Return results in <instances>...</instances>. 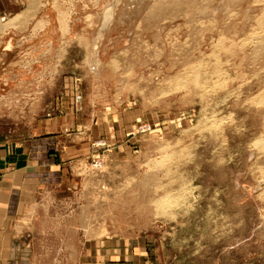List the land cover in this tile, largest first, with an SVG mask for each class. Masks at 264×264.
<instances>
[{"label": "rangeland", "instance_id": "rangeland-1", "mask_svg": "<svg viewBox=\"0 0 264 264\" xmlns=\"http://www.w3.org/2000/svg\"><path fill=\"white\" fill-rule=\"evenodd\" d=\"M27 140L57 176L33 264H264V0H0V143Z\"/></svg>", "mask_w": 264, "mask_h": 264}, {"label": "crops", "instance_id": "crops-1", "mask_svg": "<svg viewBox=\"0 0 264 264\" xmlns=\"http://www.w3.org/2000/svg\"><path fill=\"white\" fill-rule=\"evenodd\" d=\"M45 141L0 143V264H33L29 240L32 223L39 221L42 201L52 193L56 174L44 150ZM86 264H143L142 253L131 251L130 259L108 250H92ZM125 262V263H122ZM79 264H85L80 261Z\"/></svg>", "mask_w": 264, "mask_h": 264}, {"label": "bare ground", "instance_id": "bare-ground-1", "mask_svg": "<svg viewBox=\"0 0 264 264\" xmlns=\"http://www.w3.org/2000/svg\"><path fill=\"white\" fill-rule=\"evenodd\" d=\"M157 203V202H156Z\"/></svg>", "mask_w": 264, "mask_h": 264}]
</instances>
